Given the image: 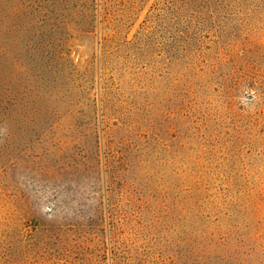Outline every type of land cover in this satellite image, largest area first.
<instances>
[{
	"label": "rangeland",
	"instance_id": "374dc122",
	"mask_svg": "<svg viewBox=\"0 0 264 264\" xmlns=\"http://www.w3.org/2000/svg\"><path fill=\"white\" fill-rule=\"evenodd\" d=\"M0 264H264V0H0Z\"/></svg>",
	"mask_w": 264,
	"mask_h": 264
}]
</instances>
